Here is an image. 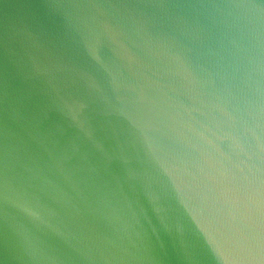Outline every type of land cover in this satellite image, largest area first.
Returning <instances> with one entry per match:
<instances>
[{"label": "water", "instance_id": "95a60500", "mask_svg": "<svg viewBox=\"0 0 264 264\" xmlns=\"http://www.w3.org/2000/svg\"><path fill=\"white\" fill-rule=\"evenodd\" d=\"M0 264H264V0H0Z\"/></svg>", "mask_w": 264, "mask_h": 264}]
</instances>
